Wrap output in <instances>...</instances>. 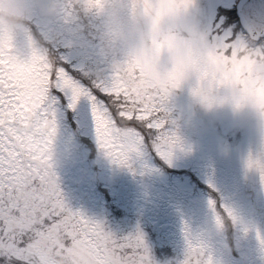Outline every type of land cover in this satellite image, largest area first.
I'll list each match as a JSON object with an SVG mask.
<instances>
[{
    "label": "snow or ice",
    "instance_id": "snow-or-ice-1",
    "mask_svg": "<svg viewBox=\"0 0 264 264\" xmlns=\"http://www.w3.org/2000/svg\"><path fill=\"white\" fill-rule=\"evenodd\" d=\"M195 0H190V8ZM69 3L66 20L74 19ZM210 54L233 61L264 58V48L253 49L227 35L206 33ZM162 47V46H157ZM117 67L110 80L82 83L68 64H60L31 45L26 56L9 44L0 46V264H58L60 257L79 243L92 250L91 264H156L142 233L117 238L102 222L73 210L65 200L58 177L50 167V152L58 134V107L67 97L76 110L82 98L91 103L94 135L101 152L112 163L131 167L155 153L169 164L180 137L169 127L168 103L182 85L174 70L149 93L129 88ZM240 81L245 90L251 77L242 67L217 81L225 87ZM198 89H194V94ZM248 167L252 168L251 158ZM264 180V168L260 169ZM216 210V202L210 201ZM224 211L233 222L232 209ZM223 226L220 215L216 217ZM247 227L245 231H247ZM187 243L182 264H215L209 245L185 224ZM261 245L264 235L257 233Z\"/></svg>",
    "mask_w": 264,
    "mask_h": 264
},
{
    "label": "rangeland",
    "instance_id": "rangeland-1",
    "mask_svg": "<svg viewBox=\"0 0 264 264\" xmlns=\"http://www.w3.org/2000/svg\"><path fill=\"white\" fill-rule=\"evenodd\" d=\"M235 2L195 0L188 26L195 25L213 35H227L233 42L245 41L240 28L228 19ZM251 4L248 9L251 17L263 26L264 0H252ZM82 13L86 15L79 11L77 17ZM64 20L66 24H60L59 20L34 15L29 31L17 38V53L21 55V48L26 56L30 46L36 45L49 59L68 64L82 83H92L97 80L92 62L74 52L70 44L77 38L76 29L83 24L68 25ZM90 22L98 26L101 18L98 14L91 15ZM88 46L96 47L90 38ZM253 47L264 48V42ZM196 86L195 78L185 81L174 90L168 103L169 127L176 131L182 145L176 149L171 164L154 152L131 167L112 163L96 141L90 101L82 98L76 110H72L64 97L58 107L55 146L63 156V163L56 172L62 192L74 199V210L102 222L106 230L118 227L125 234L123 238L142 233L156 264H165L161 255L166 254L168 246L174 250L187 246L185 224L210 244L225 236L224 213L228 216L225 206L233 212L242 206L234 195L241 171L236 167L238 163L242 167L246 158V134L257 132L230 109L208 111L202 107L193 92ZM220 94L230 95L223 88ZM210 201L216 202L215 211ZM115 215L116 220H110ZM217 215L224 227L217 225ZM161 243L165 249L158 252L156 246ZM167 264H173L172 260L167 259Z\"/></svg>",
    "mask_w": 264,
    "mask_h": 264
},
{
    "label": "clouds",
    "instance_id": "clouds-1",
    "mask_svg": "<svg viewBox=\"0 0 264 264\" xmlns=\"http://www.w3.org/2000/svg\"><path fill=\"white\" fill-rule=\"evenodd\" d=\"M37 2L0 0V46H15L18 36L29 31ZM70 2L76 6L74 19L81 10L101 18L98 26L89 23L78 27L77 38L70 41L74 52L92 62L97 80H110L121 67V80L129 88L149 93L174 70L182 73V83L195 78L198 91L194 95L202 107L208 111L230 109L255 128L261 155L251 161L252 168L260 173L264 168V58L253 57L241 64L210 54L204 46L206 32L188 26L190 0H39V11L45 18L58 21L66 18ZM89 37L95 48L88 46ZM250 52L251 47L245 55ZM241 67L251 77L247 90L240 81L217 86L220 78ZM221 88L230 95L222 96ZM50 157L51 170L57 175L63 156L55 144ZM91 260L90 246L79 243L70 247L58 264H91Z\"/></svg>",
    "mask_w": 264,
    "mask_h": 264
},
{
    "label": "flooded vegetation",
    "instance_id": "flooded-vegetation-1",
    "mask_svg": "<svg viewBox=\"0 0 264 264\" xmlns=\"http://www.w3.org/2000/svg\"><path fill=\"white\" fill-rule=\"evenodd\" d=\"M238 1L239 0H236L231 7L230 13L232 14L229 15L228 19L236 24V28H241L243 34L242 37L246 38V43L247 41H250V46H259L264 42V38L257 42L247 40L249 37L242 28L236 14L235 8ZM251 3L252 0H249L244 4L243 12L253 28L260 30L264 28V25L262 26L255 23L253 20L254 18L251 17L250 11H248L252 6ZM35 15H38L40 18H45L39 11V0L37 2V11ZM59 22L60 24H66L64 19L59 20ZM235 34L237 33L234 31L233 35ZM230 35L233 36L232 34ZM19 50L23 56V49L19 48ZM16 51L18 50L16 49ZM246 135L248 137L246 139V142L248 143L246 146L247 154L245 160L243 159V166L241 167L238 163L236 167L241 171H238V183L235 186L236 191L234 194L235 198L241 201L242 206L237 207L234 210V213L238 218L236 222H233L232 218L227 216L228 221L224 223L225 227L223 226L226 231L224 238L219 236V239L208 244L215 264H264V245L260 244L257 237L258 232L261 235H264V180L261 179L258 171L248 167V161L250 158H256L261 155V145L257 133L251 132ZM63 194L66 202L73 209V205L76 202L70 196L65 195V193ZM103 211L105 210L103 209ZM246 227L248 229L247 231H245ZM113 228H115V226H112V232L109 231V229H107V231L114 234L117 238H123L125 236V234L122 235V233L119 232L118 227L117 230ZM163 246L164 244L161 243L160 247L162 248ZM186 247L187 246H182L177 248L178 250H174L168 246L166 262L167 259H169L172 260L173 264H182V261L185 258Z\"/></svg>",
    "mask_w": 264,
    "mask_h": 264
},
{
    "label": "water",
    "instance_id": "water-1",
    "mask_svg": "<svg viewBox=\"0 0 264 264\" xmlns=\"http://www.w3.org/2000/svg\"><path fill=\"white\" fill-rule=\"evenodd\" d=\"M249 0H239L237 4V15L240 19L241 25L246 30V32L250 35L253 40H259L261 37H264V28L260 30H256L253 28L252 24L246 19L243 6Z\"/></svg>",
    "mask_w": 264,
    "mask_h": 264
},
{
    "label": "trees",
    "instance_id": "trees-1",
    "mask_svg": "<svg viewBox=\"0 0 264 264\" xmlns=\"http://www.w3.org/2000/svg\"><path fill=\"white\" fill-rule=\"evenodd\" d=\"M82 11V10H81ZM90 19H91V15H89V14H87L86 13V15H84L83 13L81 14V15H79L78 14V17H77V19H75V20H72L71 21V23H76L77 25H86V24H89V23H91L90 22ZM91 24H93V23H91ZM86 36H87V33L85 34ZM90 38V37H89ZM88 38V39H89ZM91 39V38H90ZM94 44V43H93ZM95 45V44H94ZM47 50V49H46ZM118 208H120V207H118ZM123 211V210H122ZM224 217L226 218L227 216H226V214L224 213ZM116 218H117V216L115 215L114 217H111V220H113V221H115L116 220ZM227 219V218H226ZM228 221V219L227 220H225V222H227ZM112 229L110 228L109 229V231H111ZM155 241L156 240H154V241H152V243H155ZM165 246H163V249H165L164 248ZM156 249L158 250V252H160V250H163L160 246H156ZM162 257H161V259L162 260H165L164 262H165V264H167V262H166V256H167V250H166V254H164V256L163 255H161ZM159 258H160V255H159Z\"/></svg>",
    "mask_w": 264,
    "mask_h": 264
}]
</instances>
